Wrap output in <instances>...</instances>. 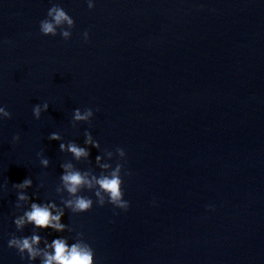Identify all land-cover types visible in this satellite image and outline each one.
Masks as SVG:
<instances>
[{"label": "water", "instance_id": "95a60500", "mask_svg": "<svg viewBox=\"0 0 264 264\" xmlns=\"http://www.w3.org/2000/svg\"><path fill=\"white\" fill-rule=\"evenodd\" d=\"M54 4L74 19L68 41L39 33ZM0 105L11 113L0 122V264H22L7 248L12 184L31 177L30 197L59 203L71 158L47 139L54 131L100 142L76 164L89 172L98 151L114 164L123 148L130 207L66 210L72 231L42 237L83 233L96 264H264V0H96L91 11L85 0H0ZM76 108L93 110L89 124L73 126Z\"/></svg>", "mask_w": 264, "mask_h": 264}, {"label": "clouds", "instance_id": "9594fccd", "mask_svg": "<svg viewBox=\"0 0 264 264\" xmlns=\"http://www.w3.org/2000/svg\"><path fill=\"white\" fill-rule=\"evenodd\" d=\"M89 11L94 9L96 0H85ZM74 19L60 5H52L46 13V17L39 22V33L44 37H56L57 35L64 41H68L72 36ZM85 43L89 40V31L82 33ZM49 103H38L32 107V116L35 120H40L42 113L48 111ZM94 116L91 108L81 111L76 108L72 112L71 122L73 126L77 124H89ZM11 113L6 106L0 105V122L10 119ZM20 137L14 135L12 143L19 141ZM49 141L59 142V152L67 153L71 158L67 162H61L59 183L55 188V193L59 197V203L55 200H41L35 193L30 197L28 190L33 186L31 177H26L20 183H13L16 200L14 208L16 214L13 217L15 232L7 240V248L14 250L20 258L22 264H96L95 252L92 246L84 239V234L77 232L75 236L68 237L57 235L51 241L42 237L45 231L62 234L71 232L68 225L62 223L66 210L72 215L85 214L92 210L94 204L97 207L110 205L113 209L127 212L130 204L124 196V177L130 176L126 165V152L123 148H115L117 162L110 163L113 153H106L107 160L99 154L95 157V165L100 170L89 172L76 167V164L89 161L91 149L99 150L101 145L97 139L93 138L90 131L84 132L83 146L75 141L62 142L59 132L49 133ZM37 159L42 169H47L50 160L43 152H38ZM75 161L76 163H73ZM43 187V184L39 185ZM83 193H91L85 195ZM39 201V202H38ZM155 204V201L152 202ZM208 211H213V206L207 207ZM31 227L30 235H17L23 233L26 227Z\"/></svg>", "mask_w": 264, "mask_h": 264}]
</instances>
